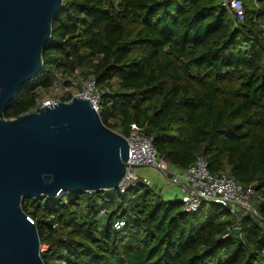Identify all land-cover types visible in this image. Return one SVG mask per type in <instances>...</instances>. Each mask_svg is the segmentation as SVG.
<instances>
[{
	"label": "trees",
	"instance_id": "obj_1",
	"mask_svg": "<svg viewBox=\"0 0 264 264\" xmlns=\"http://www.w3.org/2000/svg\"><path fill=\"white\" fill-rule=\"evenodd\" d=\"M221 2L63 0L42 70L1 116L33 111L40 90L79 70L96 80L106 126L124 136L145 126L180 169L202 155L211 172L251 185L264 217V0H242L241 26ZM22 208L47 246L44 264H264V227L250 214L236 234L227 207L186 213L139 181L124 193L24 197Z\"/></svg>",
	"mask_w": 264,
	"mask_h": 264
},
{
	"label": "water",
	"instance_id": "obj_2",
	"mask_svg": "<svg viewBox=\"0 0 264 264\" xmlns=\"http://www.w3.org/2000/svg\"><path fill=\"white\" fill-rule=\"evenodd\" d=\"M63 0H0V264H44L24 197L117 189L127 168L124 135L106 126L88 99L2 113L43 67L42 52ZM234 233H240L235 228Z\"/></svg>",
	"mask_w": 264,
	"mask_h": 264
},
{
	"label": "built area",
	"instance_id": "obj_3",
	"mask_svg": "<svg viewBox=\"0 0 264 264\" xmlns=\"http://www.w3.org/2000/svg\"><path fill=\"white\" fill-rule=\"evenodd\" d=\"M221 4L234 18L236 26H241L244 23L245 13L242 0H222ZM70 88L71 86H65L62 92L70 94L71 97L88 99L92 107L99 112L101 91L96 85L95 78L84 79L81 86L73 93H68ZM63 96L60 99L38 100L33 111H38L42 106L55 104L62 100ZM125 138L128 143V163L155 170L162 179V188L176 187V194L180 195L183 212H194L203 203L214 202L227 207L236 218L232 230L239 228L237 221L247 214L253 216L264 227V217L258 212L253 200L254 190L251 185H242L224 172H211L206 160L200 154L196 156L195 161L190 166L184 169L175 167L167 158L157 152L152 139L146 134L145 126L131 123ZM137 181L146 185L151 184L148 178L137 175L132 168H127L117 189L124 193L129 186ZM65 193L67 192H60L57 196H63ZM30 220L32 221V219ZM121 225L123 222L119 221L115 226L118 228ZM42 247L47 248L46 245H40V253L43 251Z\"/></svg>",
	"mask_w": 264,
	"mask_h": 264
},
{
	"label": "rangeland",
	"instance_id": "obj_4",
	"mask_svg": "<svg viewBox=\"0 0 264 264\" xmlns=\"http://www.w3.org/2000/svg\"><path fill=\"white\" fill-rule=\"evenodd\" d=\"M246 2L250 1V0H244ZM69 81L70 85H65L63 82L64 81ZM84 80V78H81V76H79V70L76 71L75 75L69 78L66 77H60V75L56 76V79L54 81V84L52 87H50L49 89H44V90H40V99L39 100H46L48 98H61L63 95H66L67 93H63L62 90L64 89L65 86H71L70 90L68 91V93L70 92H75L82 84V81ZM133 171L137 174L142 176V174L146 175V178H148L150 180V182H153L155 184H157L158 186V191L160 192V195L162 196V198L164 200H172V199H180V195L176 194L177 193V188L174 186H170L167 188H161V184H162V179L160 177V175L153 169H151L150 167H139V168H134ZM152 183V184H153ZM174 190V191H173ZM254 202H255V198H253ZM43 250H45V247H42Z\"/></svg>",
	"mask_w": 264,
	"mask_h": 264
},
{
	"label": "crops",
	"instance_id": "obj_5",
	"mask_svg": "<svg viewBox=\"0 0 264 264\" xmlns=\"http://www.w3.org/2000/svg\"><path fill=\"white\" fill-rule=\"evenodd\" d=\"M140 176V175H139ZM142 176H145L146 177V175H144V174H142ZM153 182H151V185L157 190L158 189V186H157V184H155V183H153ZM161 187V186H160ZM162 188V187H161ZM177 190V189H176ZM158 191V190H157ZM174 191V190H173ZM159 192V191H158ZM160 193V192H159Z\"/></svg>",
	"mask_w": 264,
	"mask_h": 264
},
{
	"label": "clouds",
	"instance_id": "obj_6",
	"mask_svg": "<svg viewBox=\"0 0 264 264\" xmlns=\"http://www.w3.org/2000/svg\"><path fill=\"white\" fill-rule=\"evenodd\" d=\"M31 219V218H30ZM33 222V221H32Z\"/></svg>",
	"mask_w": 264,
	"mask_h": 264
}]
</instances>
